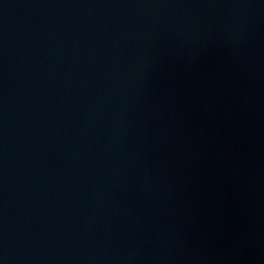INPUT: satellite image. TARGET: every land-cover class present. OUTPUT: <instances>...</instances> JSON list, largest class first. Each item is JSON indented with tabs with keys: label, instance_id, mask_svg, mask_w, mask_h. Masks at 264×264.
Returning a JSON list of instances; mask_svg holds the SVG:
<instances>
[{
	"label": "water",
	"instance_id": "1",
	"mask_svg": "<svg viewBox=\"0 0 264 264\" xmlns=\"http://www.w3.org/2000/svg\"><path fill=\"white\" fill-rule=\"evenodd\" d=\"M0 264H264V0H0Z\"/></svg>",
	"mask_w": 264,
	"mask_h": 264
}]
</instances>
